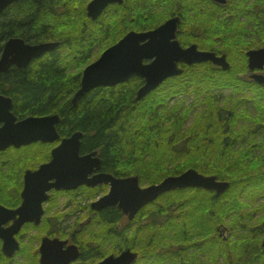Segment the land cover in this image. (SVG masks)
Returning <instances> with one entry per match:
<instances>
[{"label": "trees", "instance_id": "1", "mask_svg": "<svg viewBox=\"0 0 264 264\" xmlns=\"http://www.w3.org/2000/svg\"><path fill=\"white\" fill-rule=\"evenodd\" d=\"M77 12L76 0H19L1 14L0 55L4 43L13 37L30 45L59 43L55 51L45 53L26 69L12 68L0 74L9 79L0 81L9 85L0 91L12 97L13 113L20 117L59 115L57 133L61 138L81 132L82 155L96 151L101 171L117 178L137 176L141 187L159 184L189 169L228 182V190L220 197L199 189L192 192L193 197L179 207L186 211L178 229L182 235L189 228L213 230L222 215L234 231L239 221L234 220L238 197L264 193V163L241 162L238 159L245 157L244 153L234 151L236 121L228 109L235 105V64L230 63L225 71H213L211 65L184 68V75L209 79L171 80L140 101L135 100L142 85L138 79L111 88L99 87L72 107L71 98L80 87L82 71L109 47L98 46L96 56L89 53L108 30ZM233 14L238 16L240 11L236 9ZM225 91L230 95L224 96ZM173 205V200L163 199L159 206L168 213L161 226L162 236L176 227L172 224ZM121 216L119 210L105 208L95 226L105 227L103 234H111L109 226ZM244 237L233 248L225 243L223 251L215 245V259L223 252L226 264H264L260 240L254 235L247 243ZM19 243L20 251L11 259L0 252V264H38L37 254ZM161 243L168 244L169 239H161ZM95 253L88 252L86 259ZM160 253L163 263L172 262L168 249ZM18 258L24 262L15 260Z\"/></svg>", "mask_w": 264, "mask_h": 264}, {"label": "flooded vegetation", "instance_id": "2", "mask_svg": "<svg viewBox=\"0 0 264 264\" xmlns=\"http://www.w3.org/2000/svg\"><path fill=\"white\" fill-rule=\"evenodd\" d=\"M93 1L95 0H76L77 15L104 25L108 30L106 35L98 38L90 47L89 53L92 55L94 50H99L98 46H114L130 34H151L170 21L171 26L167 28L169 32L173 30L172 24H176L173 37L169 35L146 37L139 40V44L143 45L155 39L160 46H172L173 43L182 49L196 46L199 52L213 53L217 58L224 56L228 65L235 64V105L228 109L233 112L236 121L234 131L237 139L234 143V151L238 154L244 153L245 157L238 159L241 162L264 163V60L256 61L253 65L249 61L250 52L264 50V0H111V2L107 0L105 4L96 5V10H99L98 15L92 19L88 15L87 7ZM236 9L240 11L238 16L233 14ZM152 61L144 59L142 64L149 65ZM209 65L213 71H225L221 66L209 61L192 65L178 62L177 66L182 70V74L169 77L163 83L175 79L188 82L209 79L184 75V68L195 66L208 68ZM12 68L15 67L10 69ZM134 79L144 84V79L138 76H132L124 83ZM6 80L9 79L0 77V81ZM7 88L9 85L6 82L0 83V89ZM223 95L229 96L230 93L225 91ZM0 96L11 100L10 112L15 117V123L29 117H43L17 116L13 113V101L9 93L0 91ZM2 125L0 123V128ZM63 138L59 136V141L55 144L36 142L20 148L9 147L0 151L2 207L15 211L21 206L26 172H34L41 165L48 163L51 159V150ZM101 173L106 174L100 168L88 178ZM109 189L108 184L96 187L82 185L73 190L52 189L48 193L47 201L41 205L42 215L39 223H24L15 235L16 241L22 242L27 249L37 254L38 264H40L39 248L46 238L66 241L64 248L69 245L76 247L77 258L70 264H98L108 257H118L127 250L136 254L132 264H165L162 261L164 257L160 253L162 249L169 250L172 259L170 264H187L185 262L191 261L194 264H226L223 252L215 259V245L223 251L227 242L233 248L244 235L246 242L250 243L254 235L258 241V238L262 237L261 233H264V193L251 196L246 193L245 196L238 197L234 220L239 219V221L234 231L231 230V226H225V217L221 215V218L215 221L217 224L213 230L206 227L200 232L189 228L185 231L186 234L182 235L179 233L178 225L181 226V218L186 211L179 208L184 205L182 202L184 199L173 198L172 224L176 227L169 235H161V226L166 222L165 217L168 213H164L158 204L153 203L150 208H141L132 219L124 215L117 205L106 207L119 210L122 216L115 224L109 226V230H112L111 234L99 233L91 227L95 226L103 209L94 210L92 204L105 196ZM198 189L216 197L224 194V192L216 194L215 191L201 188H183L174 191L187 190L192 193ZM12 223L9 221L3 227L7 228ZM227 229L231 235L226 233ZM238 229L241 230L237 231ZM161 239H169V243L162 244ZM263 240L264 236L259 245L262 252H264ZM31 243L33 245H30ZM93 250L96 253L86 259L88 252ZM19 251L20 248L14 257ZM0 252L2 253L1 239Z\"/></svg>", "mask_w": 264, "mask_h": 264}, {"label": "water", "instance_id": "3", "mask_svg": "<svg viewBox=\"0 0 264 264\" xmlns=\"http://www.w3.org/2000/svg\"><path fill=\"white\" fill-rule=\"evenodd\" d=\"M19 0H0V15L11 4ZM107 0H95L87 7L88 15L96 18V5L105 4ZM111 2V0H109ZM108 3V2H107ZM170 22V21H169ZM167 22L151 34H130L116 45L106 49L101 56L82 72L80 87L71 98L72 107H76L91 90L99 87H114L126 82L132 76L144 79V84L138 89L135 100L140 101L156 90L165 79L179 76L182 70L177 63L187 65L212 62L227 70L229 65L222 56L217 58L213 53L199 52L196 46L182 49L173 43L172 46H160L155 39L140 45L139 40L146 37L169 35L173 37V30L168 31L171 24ZM58 43H42L29 45L21 38H10L3 46L0 61V73H5L11 67L26 69L33 60L41 58L45 53L58 47ZM144 59L153 60L149 65H143ZM264 60V50L250 52L249 61L253 65L256 61ZM3 101V118H0V151L9 147L20 148L36 142L55 143L59 141L56 126L60 123L59 115L44 117H29L15 123V117L10 112L11 100L0 96ZM83 134L75 132L68 138L60 140L57 147L51 151V159L34 172H26L25 185L22 191L23 202L15 210H8L0 205V239L2 253L6 258H12L19 250V243L15 235L21 226L27 222L39 223L42 215L41 205L48 199L52 189L73 190L79 186L96 187L108 184V193L92 204L94 210L100 211L106 207L117 208L132 219L144 206L153 202L159 196L183 188H201L221 194L229 188L228 182L218 181L215 176H204L193 169H189L178 176L165 178L159 184L145 188L139 185L138 177L115 178L110 174L101 173L88 178L92 173L100 170L101 160L96 151L80 155ZM12 221V225H3ZM66 241L58 239H43L40 245V264H70L77 258L74 245L66 248ZM262 245L264 246V240ZM136 254L130 251L122 252L118 257H108L98 264H132Z\"/></svg>", "mask_w": 264, "mask_h": 264}, {"label": "rangeland", "instance_id": "4", "mask_svg": "<svg viewBox=\"0 0 264 264\" xmlns=\"http://www.w3.org/2000/svg\"><path fill=\"white\" fill-rule=\"evenodd\" d=\"M97 52H98L97 49L94 50V51H93V55H95V54L97 55ZM96 55H95V56H96ZM94 61H95V60H94ZM92 62H93V61H92ZM92 62H91V63H92ZM188 123H189V122H188ZM251 163H252V162H251ZM251 163H249V164L252 165L253 163H252V164H251ZM255 164H260V163H255ZM130 177H131V176H130ZM139 185H140V184H139ZM140 187H141V186H140ZM145 187H148V186H142V188H145ZM227 190H228V189H227ZM227 190H226V191H227ZM226 191H225V192H226ZM171 192H172V193H171ZM171 192H169V193H165V194H168V195H166V197L159 198V197H160V196H159L157 199H155V200H154L153 202H151V203H155V202H156L159 206L162 207V201H163V199H166V200L168 199L169 202H170L171 200H173V198L176 199V200L180 198V199H184L182 202H185V201H187L188 199H191V198L193 197V195L191 194V192H190V191H187V190H182V191H171ZM225 192H224V193H225ZM170 194H171V195H170ZM161 196H162V195H161ZM151 203H149L148 205H146V207H147V208H150L149 205H150ZM163 205H168V204H163ZM148 206H149V207H148ZM231 223H233V219H231L230 224H231ZM225 226L230 227L231 225L228 226V225L226 224V221H225ZM91 229H93V230H97V231H99V233H103V231H104L106 228H105V227L101 228V227L92 226ZM94 232H96V231H94ZM226 233H227V234L230 233V235H231V232L228 231V229H227V232H226ZM227 236H228V235H227ZM262 237H263V236H262ZM262 237H260V238H258V239L261 240ZM15 260H18V261H20V262H22V263L24 262V260H23L22 258H18V259H15Z\"/></svg>", "mask_w": 264, "mask_h": 264}, {"label": "snow or ice", "instance_id": "5", "mask_svg": "<svg viewBox=\"0 0 264 264\" xmlns=\"http://www.w3.org/2000/svg\"><path fill=\"white\" fill-rule=\"evenodd\" d=\"M0 68H2V61H0ZM3 110H4L3 101L0 100V118H3ZM0 131H2V130H0Z\"/></svg>", "mask_w": 264, "mask_h": 264}]
</instances>
